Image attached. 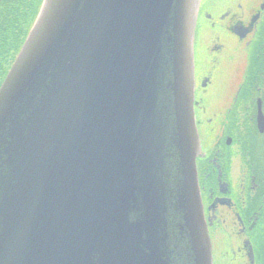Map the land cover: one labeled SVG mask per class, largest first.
<instances>
[{"label":"water","instance_id":"water-1","mask_svg":"<svg viewBox=\"0 0 264 264\" xmlns=\"http://www.w3.org/2000/svg\"><path fill=\"white\" fill-rule=\"evenodd\" d=\"M200 0H44L0 88V264H212L198 187Z\"/></svg>","mask_w":264,"mask_h":264},{"label":"flooded vegetation","instance_id":"flooded-vegetation-1","mask_svg":"<svg viewBox=\"0 0 264 264\" xmlns=\"http://www.w3.org/2000/svg\"><path fill=\"white\" fill-rule=\"evenodd\" d=\"M32 2L0 0V88L29 34ZM193 61L212 264H264V0H200ZM170 240L169 258L186 264L185 232Z\"/></svg>","mask_w":264,"mask_h":264},{"label":"trees","instance_id":"trees-1","mask_svg":"<svg viewBox=\"0 0 264 264\" xmlns=\"http://www.w3.org/2000/svg\"><path fill=\"white\" fill-rule=\"evenodd\" d=\"M43 0H33L32 2V14H31V21H30V25L28 27V30L29 28L33 25V22L35 21V18L38 14V11L41 7V4H42Z\"/></svg>","mask_w":264,"mask_h":264},{"label":"rangeland","instance_id":"rangeland-1","mask_svg":"<svg viewBox=\"0 0 264 264\" xmlns=\"http://www.w3.org/2000/svg\"><path fill=\"white\" fill-rule=\"evenodd\" d=\"M227 42H228L229 44H232V43L235 44V41H234V40L232 41L231 39H227ZM233 44H232V45H233Z\"/></svg>","mask_w":264,"mask_h":264},{"label":"bare ground","instance_id":"bare-ground-1","mask_svg":"<svg viewBox=\"0 0 264 264\" xmlns=\"http://www.w3.org/2000/svg\"><path fill=\"white\" fill-rule=\"evenodd\" d=\"M43 1H44V0H43ZM42 4H43V2H42ZM42 4H41V7H42ZM41 7H40V9H41ZM40 9H39V11H38V14H39V12H40ZM38 14H37V16H38ZM37 16H36V18H37ZM36 18H35V19H36Z\"/></svg>","mask_w":264,"mask_h":264}]
</instances>
